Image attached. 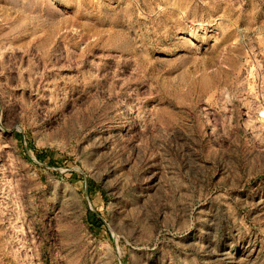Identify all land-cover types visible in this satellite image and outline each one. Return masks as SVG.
I'll list each match as a JSON object with an SVG mask.
<instances>
[{
    "label": "rangeland",
    "instance_id": "rangeland-1",
    "mask_svg": "<svg viewBox=\"0 0 264 264\" xmlns=\"http://www.w3.org/2000/svg\"><path fill=\"white\" fill-rule=\"evenodd\" d=\"M0 264H264V0H0Z\"/></svg>",
    "mask_w": 264,
    "mask_h": 264
},
{
    "label": "trees",
    "instance_id": "trees-1",
    "mask_svg": "<svg viewBox=\"0 0 264 264\" xmlns=\"http://www.w3.org/2000/svg\"><path fill=\"white\" fill-rule=\"evenodd\" d=\"M229 220L228 218L223 215V220H222V224H221V230H220V234H221V241L223 242L225 238H227L228 234H229V227L228 224Z\"/></svg>",
    "mask_w": 264,
    "mask_h": 264
}]
</instances>
